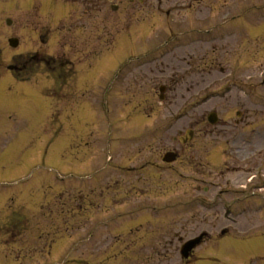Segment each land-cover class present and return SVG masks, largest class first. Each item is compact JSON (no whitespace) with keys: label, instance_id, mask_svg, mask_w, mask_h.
<instances>
[{"label":"rangeland","instance_id":"1","mask_svg":"<svg viewBox=\"0 0 264 264\" xmlns=\"http://www.w3.org/2000/svg\"><path fill=\"white\" fill-rule=\"evenodd\" d=\"M101 2L0 0V50L5 57L0 74L6 80L10 77L13 81L5 70L10 56L23 51L41 48L50 55L75 60L79 56L86 58L92 46H101V59L85 76L97 79L103 74L108 77L123 59L126 63L145 52L148 58L161 56L167 43L168 47L171 44L181 47L163 59L169 65L165 72L145 67L139 72L138 87L137 80L131 77L124 87L120 88L119 84L114 87L116 94L108 97L113 107L108 108V104L107 127L101 126L94 132L93 145L91 142L88 148L90 159L81 161L88 163L85 165L90 170L76 172V177L68 176V164L61 157L67 135H59L45 157L52 132H43L40 116L30 112H18L15 116L0 109L3 190L0 208L14 192L8 188L13 181H25L16 190L21 191L17 202L27 207L33 206L39 196L42 198L41 194L33 193H39L44 185V200L35 211L27 210L25 214L27 233H18L7 221L8 215L4 222L0 220V254L23 249L31 256L32 252L38 253V259L26 257L25 264H63L67 246L72 242L85 249L86 254L99 249L100 244L95 240L84 242L95 231L92 235L107 236L103 249L111 248L109 252L106 250L109 254L114 252V245L118 246L116 239H134L136 243L144 238L137 245L141 252L133 255L129 249L124 253L127 258L123 264H183L180 246L201 233L208 234L210 241L195 249L194 254L201 260L193 264H245L248 258L263 255L264 188L260 187H264V20L259 24L258 19L253 22L250 13L262 12L264 0ZM112 6L117 9L111 10ZM231 17H238L243 23L230 31L227 24L206 33L212 26L221 25L224 18ZM6 19L11 20V26L5 25ZM43 26L53 31L49 42L41 45ZM9 37L19 39L16 49L8 46ZM174 37L177 39L171 43ZM247 42L251 43L249 49ZM68 45L73 46L69 49ZM40 80L37 77L35 81L39 83V91L48 96L47 82ZM164 83L167 91L160 101L159 87ZM25 85L27 89H36ZM18 86L8 85L3 90L2 95H10L8 108L16 107L19 94L25 92ZM89 93L92 98L83 107L84 116H89V108L95 110L100 100L95 92ZM46 106L49 110L47 102ZM212 112L218 116L215 125L207 122ZM258 129L262 134H257ZM188 130H193L194 137L183 146L178 139ZM251 130H258L257 135L250 136ZM6 134L11 155L1 153L7 142ZM104 140L108 150L118 149L112 156L114 164L128 169L112 170L114 178L107 181L111 186L100 191L95 188L94 193H89L91 199H83L87 195V181L90 186H100L107 175L80 180L92 175V169L105 166ZM226 141L230 144L225 145ZM224 150L228 153L226 159L221 155ZM169 151L176 152L178 159L165 165L161 159ZM13 153L21 160L19 165ZM71 164L73 170L78 168L77 161L72 160ZM133 169L136 171L132 172ZM56 173L62 174L63 179H58L60 184L52 191L45 190L44 183L53 184ZM180 201L187 202V214L178 209L158 215L159 208ZM249 203L256 209L240 216L244 220L240 222L241 229H246L235 230L217 242L222 229L238 224L236 214ZM228 208L232 211L230 215L226 212ZM177 212L180 214L174 216ZM99 223L103 224L101 229L97 228ZM131 229L137 235L129 238L131 234L126 233ZM37 232L42 236H36ZM52 242L57 243L53 246ZM97 257L105 261L104 254ZM260 257L249 264H264V256ZM2 264L14 263L2 261Z\"/></svg>","mask_w":264,"mask_h":264},{"label":"water","instance_id":"2","mask_svg":"<svg viewBox=\"0 0 264 264\" xmlns=\"http://www.w3.org/2000/svg\"><path fill=\"white\" fill-rule=\"evenodd\" d=\"M191 245H193V243H189L186 248L184 247V249H182V254L186 257L187 253L189 251V249L191 248Z\"/></svg>","mask_w":264,"mask_h":264}]
</instances>
